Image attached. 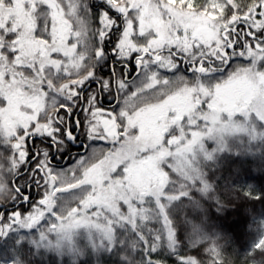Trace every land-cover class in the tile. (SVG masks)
<instances>
[{"label": "snow or ice", "instance_id": "snow-or-ice-1", "mask_svg": "<svg viewBox=\"0 0 264 264\" xmlns=\"http://www.w3.org/2000/svg\"><path fill=\"white\" fill-rule=\"evenodd\" d=\"M95 7L0 0V264H264V218L242 256L213 230L262 195L243 181L264 182V0ZM189 203L200 250L179 254Z\"/></svg>", "mask_w": 264, "mask_h": 264}, {"label": "trees", "instance_id": "trees-1", "mask_svg": "<svg viewBox=\"0 0 264 264\" xmlns=\"http://www.w3.org/2000/svg\"><path fill=\"white\" fill-rule=\"evenodd\" d=\"M103 0H92L93 11H96L95 5L97 3H102ZM178 2V0H177ZM241 3L247 4L250 0H240ZM246 58H234L233 63H242ZM231 67V64L229 65ZM107 98L104 99V105L108 104ZM36 143H39L37 140ZM29 144V141H28ZM33 144V143H32ZM31 144V145H32ZM231 144L233 147H246L247 141L245 140V144L241 145L239 140H231ZM30 145V144H29ZM30 145V146H31ZM254 147H259V145H254ZM33 152L35 148L33 147ZM225 158H227L228 154L225 153ZM259 160H257V164ZM23 172V169H21ZM226 175V172L223 168L219 169L218 177H223ZM254 176H259V173L253 172ZM0 182H3V177H0ZM233 183H239L236 179H233ZM218 183L221 185V190L219 192L220 195H225L222 191V186L224 184L223 179H218ZM243 183H251L253 185L252 190L261 193V198L259 200H253L248 197H243V199L235 200L233 202V207H229L225 209L222 213H217L219 219V230L215 229L213 226V230L216 231V235L218 238V243L225 250L226 255H231L234 253L240 254L241 256L246 250L251 248V245L258 239L260 235V230L258 228V223L261 218H264V182L259 179L253 180L251 182L245 180ZM32 191H35V186H32ZM5 193L0 190V197H3ZM202 195V194H198ZM239 195V193H238ZM231 198V197H229ZM186 200L188 198H185ZM205 206L208 204L214 203L213 201H209L205 196L203 199ZM2 210V209H0ZM209 214L216 211L215 207H210L208 209ZM198 215H202L201 210H193L192 205L186 204L184 208H182L177 214V228L178 235L180 237V244L178 246L177 251L179 254H183L185 249L196 253L200 250L199 245H190L188 243V239L190 236V227H187V221L196 219ZM228 235V239H224V235ZM163 251V250H162ZM45 259V264H50V260L47 257H41ZM164 259L168 261V264H178L177 255H164ZM234 264H240L239 260H235Z\"/></svg>", "mask_w": 264, "mask_h": 264}, {"label": "rangeland", "instance_id": "rangeland-1", "mask_svg": "<svg viewBox=\"0 0 264 264\" xmlns=\"http://www.w3.org/2000/svg\"><path fill=\"white\" fill-rule=\"evenodd\" d=\"M163 74H168V73L167 72H164ZM248 87L249 86H248V84L246 82L241 81V82H238L237 84L233 85L231 87V90L230 91H231L232 94H235V93H239V92L247 89ZM97 142H98L97 143L98 145L104 147L105 149L112 147V144L109 141H97ZM71 163H75V160L71 161ZM67 166H68V164L65 165V166H63V167H67Z\"/></svg>", "mask_w": 264, "mask_h": 264}, {"label": "flooded vegetation", "instance_id": "flooded-vegetation-1", "mask_svg": "<svg viewBox=\"0 0 264 264\" xmlns=\"http://www.w3.org/2000/svg\"><path fill=\"white\" fill-rule=\"evenodd\" d=\"M39 141V140H38ZM33 143V141L31 139H29V144L31 145ZM95 143H98L97 141ZM71 153H77V152H83V145H79V146H73L71 148ZM65 156L68 157L67 161L65 162L64 160H60L58 161V163L61 165V166H65L67 164H70L71 161L75 160V158H73V156L69 155L68 152L65 153Z\"/></svg>", "mask_w": 264, "mask_h": 264}]
</instances>
